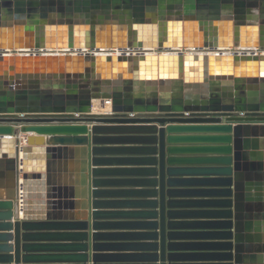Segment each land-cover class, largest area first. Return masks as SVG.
<instances>
[{
    "label": "water",
    "instance_id": "water-1",
    "mask_svg": "<svg viewBox=\"0 0 264 264\" xmlns=\"http://www.w3.org/2000/svg\"><path fill=\"white\" fill-rule=\"evenodd\" d=\"M0 264H264V0H0Z\"/></svg>",
    "mask_w": 264,
    "mask_h": 264
},
{
    "label": "crops",
    "instance_id": "crops-1",
    "mask_svg": "<svg viewBox=\"0 0 264 264\" xmlns=\"http://www.w3.org/2000/svg\"><path fill=\"white\" fill-rule=\"evenodd\" d=\"M23 136V135H22ZM74 162V161H73ZM70 168H73L74 170H76V165L75 164H73L72 166L71 165H69V167H68V169H66V170H63L64 172L65 171H67V170H69L70 171ZM67 178H69L68 176H66L65 174H62V175H57V179H58V185H62V186H67V185H71V183H70V181H68L67 180ZM65 213V212H64ZM75 212H71L70 211V214H74ZM70 217V219H71V216H69ZM63 218H68V217H65V216H63ZM72 218H74V217H72Z\"/></svg>",
    "mask_w": 264,
    "mask_h": 264
},
{
    "label": "bare ground",
    "instance_id": "bare-ground-1",
    "mask_svg": "<svg viewBox=\"0 0 264 264\" xmlns=\"http://www.w3.org/2000/svg\"><path fill=\"white\" fill-rule=\"evenodd\" d=\"M228 51H230V50H228ZM228 51H227V53H228ZM224 52V51H223ZM231 53V52H230ZM106 108H104L102 105H98V104H96V109H95V111L96 112H100V113H106ZM234 118H237L238 120H243V119H246L247 117L244 115V114H237L236 116H234ZM223 120H225V119H223Z\"/></svg>",
    "mask_w": 264,
    "mask_h": 264
}]
</instances>
